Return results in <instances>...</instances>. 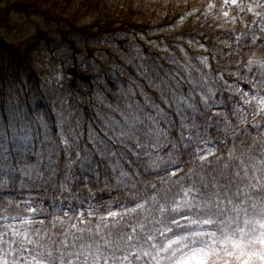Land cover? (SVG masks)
<instances>
[{"label": "clouds", "instance_id": "obj_1", "mask_svg": "<svg viewBox=\"0 0 264 264\" xmlns=\"http://www.w3.org/2000/svg\"><path fill=\"white\" fill-rule=\"evenodd\" d=\"M3 3L0 40L17 46L0 55V218H31L63 264H121L135 245L150 257L129 264H178L210 241L194 233L208 231L201 202L217 192L264 218V173L254 182L229 160L234 149L264 159V111L252 116L264 97V0ZM205 149L216 155L201 162ZM80 213L82 232L71 228Z\"/></svg>", "mask_w": 264, "mask_h": 264}, {"label": "snow or ice", "instance_id": "obj_2", "mask_svg": "<svg viewBox=\"0 0 264 264\" xmlns=\"http://www.w3.org/2000/svg\"><path fill=\"white\" fill-rule=\"evenodd\" d=\"M230 3L231 6L235 7L238 0H230ZM248 11L252 13L253 8L249 7ZM224 16L228 17L227 11L224 13ZM261 27L264 29V25ZM234 39L239 43L241 37L236 36ZM3 51L4 49L0 47V55L3 54ZM255 99L258 102L259 108L252 116L259 119L258 112L264 111V97H257ZM243 103L249 104L251 101L245 100ZM211 115L215 116L216 113H211ZM241 122L247 126L245 120ZM251 126L255 127L256 125L253 124ZM202 146L203 142H201ZM258 146L264 147V141H260ZM245 147H248V145L245 144ZM197 151L199 152L200 149L198 148ZM214 155H216L214 151L205 149L203 153L199 154V160L201 162L207 161ZM229 160L239 161L244 176L246 178L252 177L254 182H258L261 178V173H264V159L258 160L254 150H249L248 161H245L243 154L238 155L234 149L229 152ZM257 163L259 167H257ZM225 167L230 168V163L225 164ZM235 175L240 176V172L237 171ZM248 186L251 187L253 185ZM239 191L240 189L238 188L237 195ZM201 205L209 214L201 221L202 225L208 228V231L201 230L194 233V235L210 237L211 239L203 247L196 249L190 255L182 257L178 264H254V258L264 261V251L250 250L256 243L264 249V218L261 216L250 217L246 208H241L240 204L235 203L230 197L227 199L223 198L219 192L214 197L202 201ZM230 205L231 208L229 209ZM84 215V213H80L76 222L71 224V228L74 231L82 232L83 229L78 226L89 223L88 219L83 218ZM87 215L91 216V212ZM112 216L119 217V213H110L105 219H111ZM214 223L219 224L217 231L211 230V226ZM31 225L32 220L27 217L24 219L13 217L7 222L3 218H0V264H55V260L53 259L55 255L60 257V264H63V252L56 249L55 244L52 247H45L36 238L39 233L36 235L32 234ZM99 227L97 225V231H99ZM257 228L259 232L253 236L252 232H255ZM43 239L46 240L47 236ZM126 239L135 245V242L131 241V237H127ZM145 239L151 240V236H146ZM63 246L67 247L66 240L63 242ZM85 255L90 256L92 252L86 251ZM142 257H150L149 250L142 245H135L132 247L130 253L121 252L116 259L121 264H129L130 260H138ZM96 258L99 260V251L96 253ZM70 264H75V261H71ZM104 264H114V261L105 260Z\"/></svg>", "mask_w": 264, "mask_h": 264}, {"label": "trees", "instance_id": "obj_3", "mask_svg": "<svg viewBox=\"0 0 264 264\" xmlns=\"http://www.w3.org/2000/svg\"><path fill=\"white\" fill-rule=\"evenodd\" d=\"M9 3H12L13 7L16 6L15 3H14V0H9ZM0 7H8V4H6V3L0 4ZM218 31H219V30H218ZM0 47H2L3 49H4V48H8V47H6V45H4V44L1 42V40H0ZM213 63H214V62H213ZM248 75H249V78H252V77H253V74H252V73H249ZM227 79H228V82H229V83H232V82H233V79H232V78H227ZM244 85L247 86V87H246V88H247L246 90H244V88H242ZM240 87H241L242 91L248 93L249 95L254 94V92H255V89H254L251 85H249V84H247V83L240 82ZM234 102H237L238 105H240L242 108L246 109V111H247V105H244L243 101L240 100L239 97H236V99H235ZM221 110H223V106L218 105V106H215V107H214V111H221ZM247 127H248V126H247ZM248 129H249L250 131H253V132L255 131L252 127H248Z\"/></svg>", "mask_w": 264, "mask_h": 264}, {"label": "rangeland", "instance_id": "obj_4", "mask_svg": "<svg viewBox=\"0 0 264 264\" xmlns=\"http://www.w3.org/2000/svg\"><path fill=\"white\" fill-rule=\"evenodd\" d=\"M65 7V6H64ZM9 20L10 21H12L13 20V16L11 15L10 16V18H9ZM58 35V34H57ZM61 39H62V37H61ZM3 42H5L6 44H14L15 46H17L16 45V43L14 42V41H11V40H9L8 38H4V40H3ZM73 55H77V53H72ZM50 55V54H49ZM75 62V61H74ZM58 67L62 70V71H65V74L69 77V79L70 80H72L71 79V77L67 74V70L69 69V68H71V67H69V68H67L66 70L64 69V66L63 65H58ZM78 73H80V74H82V75H86L87 76V74L86 73H84V72H80V71H77Z\"/></svg>", "mask_w": 264, "mask_h": 264}, {"label": "water", "instance_id": "obj_5", "mask_svg": "<svg viewBox=\"0 0 264 264\" xmlns=\"http://www.w3.org/2000/svg\"><path fill=\"white\" fill-rule=\"evenodd\" d=\"M74 74V73H73Z\"/></svg>", "mask_w": 264, "mask_h": 264}]
</instances>
